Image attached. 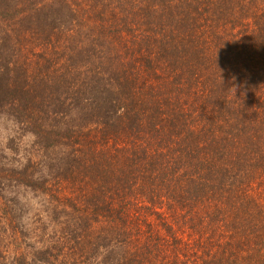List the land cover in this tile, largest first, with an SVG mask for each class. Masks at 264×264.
<instances>
[{"label":"trees","instance_id":"obj_1","mask_svg":"<svg viewBox=\"0 0 264 264\" xmlns=\"http://www.w3.org/2000/svg\"><path fill=\"white\" fill-rule=\"evenodd\" d=\"M0 122V264H264V0H0Z\"/></svg>","mask_w":264,"mask_h":264},{"label":"rangeland","instance_id":"obj_2","mask_svg":"<svg viewBox=\"0 0 264 264\" xmlns=\"http://www.w3.org/2000/svg\"><path fill=\"white\" fill-rule=\"evenodd\" d=\"M10 125L6 122H0V162H3L4 158H6L11 166H16L17 162L20 164L23 162V154L20 152L19 154H15L13 152H8L4 150V147L7 143V139L10 132ZM9 165V166H10ZM10 166V167H11ZM39 193H34L31 189L22 187L14 196L12 200L13 204L12 209L10 208L8 211H12V213L4 214L3 211H0V240L1 235L5 234L8 236H13V234H19L23 230L30 229L36 235L38 234L42 222L45 221V213H43V209L40 206V202H44V198ZM1 202L7 203L6 198L3 197V193L0 191V204ZM13 209L17 211L14 213ZM41 211V213H39ZM22 238V235H18ZM7 243H4L3 250L10 254V259L12 258L14 247L11 245L10 239L7 238Z\"/></svg>","mask_w":264,"mask_h":264}]
</instances>
